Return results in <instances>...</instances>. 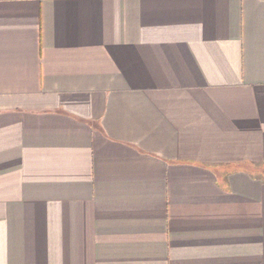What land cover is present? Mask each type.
Returning <instances> with one entry per match:
<instances>
[{"label": "crops", "instance_id": "1", "mask_svg": "<svg viewBox=\"0 0 264 264\" xmlns=\"http://www.w3.org/2000/svg\"><path fill=\"white\" fill-rule=\"evenodd\" d=\"M0 264H264V0H0Z\"/></svg>", "mask_w": 264, "mask_h": 264}]
</instances>
